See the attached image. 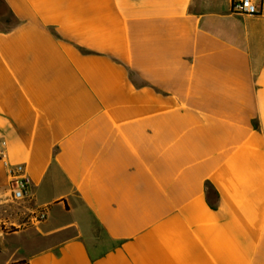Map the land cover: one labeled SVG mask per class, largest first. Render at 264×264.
I'll use <instances>...</instances> for the list:
<instances>
[{
	"label": "crops",
	"instance_id": "obj_1",
	"mask_svg": "<svg viewBox=\"0 0 264 264\" xmlns=\"http://www.w3.org/2000/svg\"><path fill=\"white\" fill-rule=\"evenodd\" d=\"M235 1L2 0L3 264H264V0Z\"/></svg>",
	"mask_w": 264,
	"mask_h": 264
},
{
	"label": "built area",
	"instance_id": "obj_2",
	"mask_svg": "<svg viewBox=\"0 0 264 264\" xmlns=\"http://www.w3.org/2000/svg\"><path fill=\"white\" fill-rule=\"evenodd\" d=\"M232 11L240 15H258L259 10L254 0H237L232 5ZM22 168L16 167L10 171V186L14 200L26 201L31 198L29 180L22 176ZM44 219L41 213L37 220Z\"/></svg>",
	"mask_w": 264,
	"mask_h": 264
},
{
	"label": "rangeland",
	"instance_id": "obj_3",
	"mask_svg": "<svg viewBox=\"0 0 264 264\" xmlns=\"http://www.w3.org/2000/svg\"><path fill=\"white\" fill-rule=\"evenodd\" d=\"M0 20H1L0 26H3L6 20L11 21L7 11L3 7L0 8ZM24 202L25 201L14 200L13 204L12 203L1 204L0 205V220L5 219V216L9 215V213L11 212L10 208L14 206L15 207L14 213L21 218L20 219L21 221L25 222L28 218H26V216L24 215V207L26 206ZM9 229L10 231L14 230L13 227H10ZM5 256L7 257V259L9 258V255H4V253L0 255V264H3V261H4L3 258H5Z\"/></svg>",
	"mask_w": 264,
	"mask_h": 264
},
{
	"label": "trees",
	"instance_id": "obj_4",
	"mask_svg": "<svg viewBox=\"0 0 264 264\" xmlns=\"http://www.w3.org/2000/svg\"><path fill=\"white\" fill-rule=\"evenodd\" d=\"M1 3L4 4V3L2 2V0H0V7H1Z\"/></svg>",
	"mask_w": 264,
	"mask_h": 264
}]
</instances>
